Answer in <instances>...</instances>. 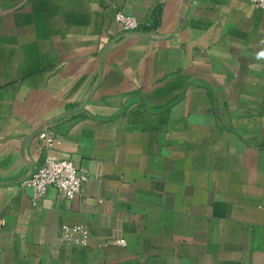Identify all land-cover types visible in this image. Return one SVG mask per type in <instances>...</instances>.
<instances>
[{
	"label": "crops",
	"instance_id": "crops-1",
	"mask_svg": "<svg viewBox=\"0 0 264 264\" xmlns=\"http://www.w3.org/2000/svg\"><path fill=\"white\" fill-rule=\"evenodd\" d=\"M261 53L251 0H0V264H264ZM48 156L74 198L20 186Z\"/></svg>",
	"mask_w": 264,
	"mask_h": 264
},
{
	"label": "built area",
	"instance_id": "built-area-1",
	"mask_svg": "<svg viewBox=\"0 0 264 264\" xmlns=\"http://www.w3.org/2000/svg\"><path fill=\"white\" fill-rule=\"evenodd\" d=\"M251 1L256 7L264 9V0ZM115 21L124 31H136L141 25L137 17L123 10H118L115 13ZM40 138L44 148H52L61 144V139L49 130L42 131ZM88 179V171L77 166L74 161L48 156L40 167L21 178L19 184L22 188L30 189L35 200L45 197L50 188H56L65 198L72 199L81 192ZM56 239L58 244L82 247H88L90 244L89 232L82 224L62 226ZM116 242L122 245L126 244V240L123 238Z\"/></svg>",
	"mask_w": 264,
	"mask_h": 264
},
{
	"label": "clouds",
	"instance_id": "clouds-1",
	"mask_svg": "<svg viewBox=\"0 0 264 264\" xmlns=\"http://www.w3.org/2000/svg\"><path fill=\"white\" fill-rule=\"evenodd\" d=\"M261 55H264V53H261Z\"/></svg>",
	"mask_w": 264,
	"mask_h": 264
}]
</instances>
